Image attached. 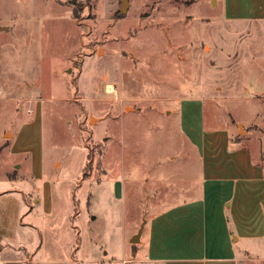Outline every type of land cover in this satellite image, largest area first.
Segmentation results:
<instances>
[{
	"label": "rangeland",
	"instance_id": "1",
	"mask_svg": "<svg viewBox=\"0 0 264 264\" xmlns=\"http://www.w3.org/2000/svg\"><path fill=\"white\" fill-rule=\"evenodd\" d=\"M128 2L117 15L119 0H0V264L121 255L122 215L138 230L195 196L181 99L201 98L188 121L225 129L264 167V19H228L221 0ZM25 153L40 160L33 177ZM42 182L50 214L30 209Z\"/></svg>",
	"mask_w": 264,
	"mask_h": 264
},
{
	"label": "crops",
	"instance_id": "2",
	"mask_svg": "<svg viewBox=\"0 0 264 264\" xmlns=\"http://www.w3.org/2000/svg\"><path fill=\"white\" fill-rule=\"evenodd\" d=\"M221 5L223 16L231 20L264 19V0H221ZM177 107L181 131L195 148L199 162L197 194L142 217L143 228L136 243L130 242L137 230L136 213L131 210L127 216L122 215L120 233H115L121 244V255L112 246L104 250L103 256L86 261L94 264H263L264 167L252 159L247 148L231 141L225 129L195 127L188 121L197 109L202 115L201 98L181 99ZM33 115L30 125L39 120ZM25 125L20 131L11 132L6 144L10 143L11 147L17 142L21 130L30 126ZM21 149L30 150L28 146ZM25 154L28 172L33 177L39 173L40 160L34 153ZM122 184L120 180L113 184L114 192L120 196L125 190ZM34 189L41 196L33 197L30 209L50 214L52 186L42 182L41 187L35 185ZM20 197L28 201L25 193ZM126 199L129 206L134 205L129 194ZM70 262L79 263V260Z\"/></svg>",
	"mask_w": 264,
	"mask_h": 264
},
{
	"label": "water",
	"instance_id": "3",
	"mask_svg": "<svg viewBox=\"0 0 264 264\" xmlns=\"http://www.w3.org/2000/svg\"><path fill=\"white\" fill-rule=\"evenodd\" d=\"M128 6H129L128 0H119V8H118V10H119L120 13H122V14L125 13L127 11ZM142 228H143V223H141V225L139 226V228L136 231V233L133 234V236L131 237V239H130L131 243H136V242L139 241V237H140Z\"/></svg>",
	"mask_w": 264,
	"mask_h": 264
},
{
	"label": "trees",
	"instance_id": "4",
	"mask_svg": "<svg viewBox=\"0 0 264 264\" xmlns=\"http://www.w3.org/2000/svg\"><path fill=\"white\" fill-rule=\"evenodd\" d=\"M70 1H71V3H73V4H76V2H77V0H70ZM72 13H73L74 16H76V11H75L74 9H73ZM119 13H120L119 10L116 11V14H117V15H119Z\"/></svg>",
	"mask_w": 264,
	"mask_h": 264
},
{
	"label": "bare ground",
	"instance_id": "5",
	"mask_svg": "<svg viewBox=\"0 0 264 264\" xmlns=\"http://www.w3.org/2000/svg\"><path fill=\"white\" fill-rule=\"evenodd\" d=\"M107 87H108V88H111L112 86L108 85ZM109 90H111V89H109ZM112 90H113V88H112Z\"/></svg>",
	"mask_w": 264,
	"mask_h": 264
}]
</instances>
